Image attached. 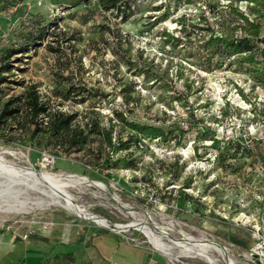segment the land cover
I'll list each match as a JSON object with an SVG mask.
<instances>
[{
    "label": "rangeland",
    "instance_id": "1",
    "mask_svg": "<svg viewBox=\"0 0 264 264\" xmlns=\"http://www.w3.org/2000/svg\"><path fill=\"white\" fill-rule=\"evenodd\" d=\"M104 3L0 0V110L9 99L20 109L19 123L0 122V188L10 165L75 175L67 192L108 224L77 216L41 193L43 183L26 187L20 177L0 205L43 204L0 211V264H81L87 245L107 239L122 259L120 247H129L144 263L208 264L178 247L166 256L139 230L118 227L139 219L167 243L190 236L224 245L218 264H264L252 251L255 231L264 236V62L217 41L242 33L264 43V0ZM28 89L46 113L94 130L81 150L45 133L31 140ZM46 115L36 121L45 125ZM130 123L165 134L145 138Z\"/></svg>",
    "mask_w": 264,
    "mask_h": 264
},
{
    "label": "bare ground",
    "instance_id": "2",
    "mask_svg": "<svg viewBox=\"0 0 264 264\" xmlns=\"http://www.w3.org/2000/svg\"><path fill=\"white\" fill-rule=\"evenodd\" d=\"M4 168L7 170H12L13 172L11 175H8V174L6 175V173L3 172L5 176H7V179H5L7 183L4 181L5 182L4 188L2 189L0 188L1 190L0 198L3 197L5 194L6 195L9 194V191H10L9 189H10L12 182L16 179L20 180V177H21L22 178L21 181L26 184V187H29L30 185L34 188V185H37V183H40V182L43 183V185H45L48 188V190H45L44 188L39 189L40 187L38 188L36 186L38 190L41 191V193H44L46 196H48L52 202L61 205L62 207H64L65 209H68L69 211L73 212L77 216L87 218L89 220H93L97 222L98 224H101L104 226L108 225L106 218H104L103 216H99L97 214L91 213V212H87L86 209L82 208L81 205L76 203L74 198L67 192L66 187L70 185L71 181L79 179V177L75 175H51L48 172L40 173L36 171L30 165L25 168H20V169H17L12 165L6 166ZM29 180L31 182L30 184H29ZM1 185L2 184L0 183V186ZM18 199L14 198L12 203L8 202L5 206L0 205V211L2 212H14L15 211L16 212L21 209L24 210V208L29 207L30 204L38 205L42 203L41 200L28 203L26 200H18ZM139 220L132 221L127 225H118V227L121 229H127L129 227H133L139 230L145 235V237L148 239V241L153 245V247L157 251H160L162 254L166 256L175 258L172 256V253H171L173 247H178L180 251L182 252V255L185 254V255L197 256L205 260L208 264H218L220 262V259L226 256L227 248L224 245L212 239L203 238L199 240H194L190 236H185L182 238V240H175L172 238H168L170 243L164 242L163 240L164 238H162L164 234L162 235L161 232L160 233L156 232V230L150 224L144 222L143 220L141 221ZM232 262L230 261L228 264H233Z\"/></svg>",
    "mask_w": 264,
    "mask_h": 264
},
{
    "label": "trees",
    "instance_id": "3",
    "mask_svg": "<svg viewBox=\"0 0 264 264\" xmlns=\"http://www.w3.org/2000/svg\"><path fill=\"white\" fill-rule=\"evenodd\" d=\"M250 2H254L255 0H248ZM119 0H105L104 7L106 9L110 8H118ZM241 19L245 22H254V19L246 17V15L241 13ZM255 22H257L255 20ZM264 22V16L263 21ZM253 27L256 25H253L250 23ZM264 27V23H262V27ZM211 37V36H210ZM211 38H217V37H211ZM248 38V37H247ZM255 38H258L255 36ZM261 38V37H259ZM38 37H34L33 40L31 39V42L34 40H37ZM214 41V39H211V41ZM222 40L223 42H226V46H229L231 50H236V52H248V57L250 60H254L258 63L264 62V43H262V40H256L251 41V39H246L245 37H242V33H240L237 36H233L230 39H219L217 38V41ZM16 99H9L3 107L0 110V122H2L7 117H12L16 120L17 123H19V107L16 105H13L14 107H11ZM24 104L26 107V113L27 117H29V121L31 124H33V128L30 131L29 137L34 138L39 133L46 135L48 140L54 144H58L61 146H64L66 151L71 150L72 148L81 150L82 147L87 143V138L89 132L93 133L94 130L84 129L80 128L79 126L72 127V117L73 115H62L60 113H46L47 108L43 105V103L38 101V95L35 92V90L28 89L24 93ZM41 114H47L46 116H49L48 120L44 123H40L36 121V117H38ZM92 126V124H91ZM130 126L133 130L137 131V133L141 134V136L145 138H151V137H158V136H164V131L156 126L152 125H141L136 123H130ZM15 128H19L18 126ZM110 131V130H109ZM7 140H13L12 137ZM109 147L111 148V153L113 154L116 152L118 147H116L114 144L111 143L110 139H108ZM110 158V155H109ZM125 158L119 159V161H124ZM108 162V159L107 161Z\"/></svg>",
    "mask_w": 264,
    "mask_h": 264
},
{
    "label": "crops",
    "instance_id": "4",
    "mask_svg": "<svg viewBox=\"0 0 264 264\" xmlns=\"http://www.w3.org/2000/svg\"><path fill=\"white\" fill-rule=\"evenodd\" d=\"M59 247H61V250L64 252L73 251L74 253H76L75 249H69L72 248L69 245H59ZM115 248L116 245H113L111 239H107V243H103V247L98 246L95 243L87 245L85 248L86 261H81V264H157L144 263L146 261V256L143 255L141 257H138L139 254L135 250L130 249L129 247H120L122 251L126 254L123 256L122 259L120 258V256H116L118 251ZM40 249L42 251L44 250L41 247Z\"/></svg>",
    "mask_w": 264,
    "mask_h": 264
},
{
    "label": "built area",
    "instance_id": "5",
    "mask_svg": "<svg viewBox=\"0 0 264 264\" xmlns=\"http://www.w3.org/2000/svg\"><path fill=\"white\" fill-rule=\"evenodd\" d=\"M7 228L9 229L10 225ZM11 228L13 229L12 226H11ZM255 232L257 233V240H256L255 244L253 245L252 251L254 254L260 256V258L263 259L264 258V236L259 233V230H256ZM27 237H28V235H27V233H25L23 235V238H27Z\"/></svg>",
    "mask_w": 264,
    "mask_h": 264
}]
</instances>
